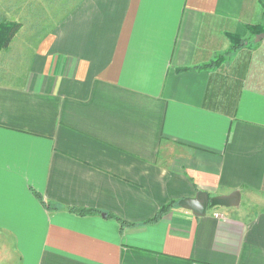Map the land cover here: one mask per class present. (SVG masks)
<instances>
[{
  "label": "crops",
  "instance_id": "obj_1",
  "mask_svg": "<svg viewBox=\"0 0 264 264\" xmlns=\"http://www.w3.org/2000/svg\"><path fill=\"white\" fill-rule=\"evenodd\" d=\"M1 4L0 264H264V0Z\"/></svg>",
  "mask_w": 264,
  "mask_h": 264
},
{
  "label": "water",
  "instance_id": "obj_2",
  "mask_svg": "<svg viewBox=\"0 0 264 264\" xmlns=\"http://www.w3.org/2000/svg\"><path fill=\"white\" fill-rule=\"evenodd\" d=\"M264 37V31L255 35V40ZM240 192L237 189L229 193L209 195L205 190H197L193 196L182 197L178 200L181 207L189 209L195 215H202L207 207L232 206L239 203Z\"/></svg>",
  "mask_w": 264,
  "mask_h": 264
},
{
  "label": "trees",
  "instance_id": "obj_3",
  "mask_svg": "<svg viewBox=\"0 0 264 264\" xmlns=\"http://www.w3.org/2000/svg\"><path fill=\"white\" fill-rule=\"evenodd\" d=\"M20 24L19 21L16 20H9L6 19L4 17V10L1 8L0 9V51L6 47L8 45V43L10 42L12 36L14 35V33L17 31V29L19 28ZM253 33H255L252 30ZM241 38L239 37H233V44L232 46L235 47L238 44L242 43ZM222 56V54L218 55V57L214 58L212 61H210L207 64H213L215 61H217L220 57ZM169 207V204L164 205L163 207H161V209L159 210L158 214L160 215V213L164 212L165 210H167ZM80 212H85V210H80Z\"/></svg>",
  "mask_w": 264,
  "mask_h": 264
},
{
  "label": "rangeland",
  "instance_id": "obj_4",
  "mask_svg": "<svg viewBox=\"0 0 264 264\" xmlns=\"http://www.w3.org/2000/svg\"><path fill=\"white\" fill-rule=\"evenodd\" d=\"M0 1H2V0H0ZM4 2H5V0H4ZM2 6H3V4L0 5V9L2 8Z\"/></svg>",
  "mask_w": 264,
  "mask_h": 264
},
{
  "label": "built area",
  "instance_id": "obj_5",
  "mask_svg": "<svg viewBox=\"0 0 264 264\" xmlns=\"http://www.w3.org/2000/svg\"><path fill=\"white\" fill-rule=\"evenodd\" d=\"M214 214H215V215H218V213H216V212H215Z\"/></svg>",
  "mask_w": 264,
  "mask_h": 264
}]
</instances>
